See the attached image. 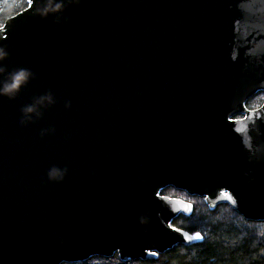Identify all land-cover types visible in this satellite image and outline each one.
I'll return each mask as SVG.
<instances>
[{"label": "water", "instance_id": "water-1", "mask_svg": "<svg viewBox=\"0 0 264 264\" xmlns=\"http://www.w3.org/2000/svg\"><path fill=\"white\" fill-rule=\"evenodd\" d=\"M0 53V264L201 242L167 188L264 222V0H28Z\"/></svg>", "mask_w": 264, "mask_h": 264}, {"label": "trees", "instance_id": "trees-1", "mask_svg": "<svg viewBox=\"0 0 264 264\" xmlns=\"http://www.w3.org/2000/svg\"><path fill=\"white\" fill-rule=\"evenodd\" d=\"M27 6L28 0H0V27ZM263 104L264 93L259 92L246 106L249 110H256ZM162 195L180 198L193 205L190 216L180 215L172 225L190 234L199 233L203 239L201 242L178 245L147 260L124 262L115 255L63 264H264V222L246 220L227 204L210 210L204 199L191 197L174 188L163 190Z\"/></svg>", "mask_w": 264, "mask_h": 264}, {"label": "snow or ice", "instance_id": "snow-or-ice-1", "mask_svg": "<svg viewBox=\"0 0 264 264\" xmlns=\"http://www.w3.org/2000/svg\"><path fill=\"white\" fill-rule=\"evenodd\" d=\"M244 118H246V117H244ZM229 122H230V123H235V121L231 120V118H229ZM196 238H197V239H201L202 237L200 236L199 233H197V234H196ZM152 254H153V255H156V253H152Z\"/></svg>", "mask_w": 264, "mask_h": 264}, {"label": "clouds", "instance_id": "clouds-1", "mask_svg": "<svg viewBox=\"0 0 264 264\" xmlns=\"http://www.w3.org/2000/svg\"><path fill=\"white\" fill-rule=\"evenodd\" d=\"M0 55H2V53H0Z\"/></svg>", "mask_w": 264, "mask_h": 264}]
</instances>
